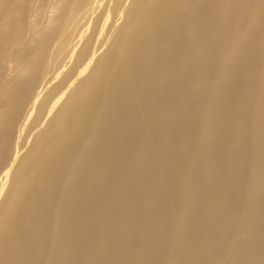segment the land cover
Listing matches in <instances>:
<instances>
[{"label": "bare ground", "instance_id": "1", "mask_svg": "<svg viewBox=\"0 0 264 264\" xmlns=\"http://www.w3.org/2000/svg\"><path fill=\"white\" fill-rule=\"evenodd\" d=\"M0 264H264V0H0Z\"/></svg>", "mask_w": 264, "mask_h": 264}]
</instances>
